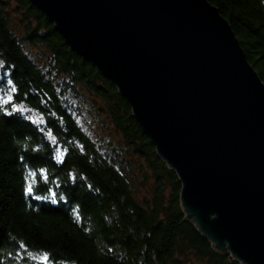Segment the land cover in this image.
<instances>
[{
	"label": "trees",
	"instance_id": "trees-1",
	"mask_svg": "<svg viewBox=\"0 0 264 264\" xmlns=\"http://www.w3.org/2000/svg\"><path fill=\"white\" fill-rule=\"evenodd\" d=\"M208 1L264 82V0ZM0 63V88L10 89L12 79L31 118L0 113V258L6 264H15L8 254L22 251L20 243L36 256L48 252L55 264H242L198 232L182 206L181 181L126 99L30 0H0ZM96 103L111 125L100 119L107 137H94L85 119L93 112L100 117ZM41 168L49 180L38 176L34 186L47 201L24 192L28 173ZM136 169L149 186L144 203L136 198ZM49 189L63 197L60 203L51 202Z\"/></svg>",
	"mask_w": 264,
	"mask_h": 264
},
{
	"label": "water",
	"instance_id": "water-1",
	"mask_svg": "<svg viewBox=\"0 0 264 264\" xmlns=\"http://www.w3.org/2000/svg\"><path fill=\"white\" fill-rule=\"evenodd\" d=\"M117 87L198 232L264 264V82L208 0H30Z\"/></svg>",
	"mask_w": 264,
	"mask_h": 264
},
{
	"label": "snow or ice",
	"instance_id": "snow-or-ice-1",
	"mask_svg": "<svg viewBox=\"0 0 264 264\" xmlns=\"http://www.w3.org/2000/svg\"><path fill=\"white\" fill-rule=\"evenodd\" d=\"M2 67H3V64L0 63V68ZM2 79L3 77H0V80ZM6 83L8 85H11V87L10 89L0 88V113H2L3 116H6V117H13L18 113L21 118L31 119L27 115L30 109L21 106L20 103H18L16 100L15 94L18 93V89L15 86L13 80L8 79ZM32 123L35 124L36 121H32ZM49 134L51 135V133ZM21 159H23V157H21ZM60 162H63V161L61 160ZM38 176L42 177L45 183H47L49 180L47 170L43 168L39 170V173L35 171H30L25 181L26 187L24 188V192L35 200L47 201L49 200V196H41L36 193L34 182H37ZM73 180H75L74 176H73ZM49 192L51 194L52 203L58 204L63 199V197L58 198V194L56 191L49 189ZM66 202L67 201H65V203ZM77 219H80L79 213H77ZM19 248L22 251H17L15 254L10 252L8 254V259L13 260L15 264H24L26 260H39L41 264H55L54 258H52L48 252H44L40 256L33 255L31 252L28 251V246L24 243H20ZM0 264H6V261L4 258H0Z\"/></svg>",
	"mask_w": 264,
	"mask_h": 264
},
{
	"label": "rangeland",
	"instance_id": "rangeland-1",
	"mask_svg": "<svg viewBox=\"0 0 264 264\" xmlns=\"http://www.w3.org/2000/svg\"><path fill=\"white\" fill-rule=\"evenodd\" d=\"M89 100L94 102L92 97H90ZM96 105H97L96 110H97V113L99 112L100 117L95 112H93L91 115H85V119L87 120V125L92 127V129H93L92 133H94V135H93L94 137H96V136L97 137L98 136H106L107 137L111 134L106 129H104V125L102 124V122L100 123V121H101L100 119H102L106 124H109L108 118L106 117V115H104L103 105H101L99 103H96ZM34 121L37 122V120H34ZM110 126L111 125L109 124V127ZM135 177H136V180H134V184L136 185V198H137L138 202L144 203L150 195L149 186L147 187L144 184V181L142 180L143 177L141 175H138L137 169L135 171ZM195 264H198V263L196 262Z\"/></svg>",
	"mask_w": 264,
	"mask_h": 264
}]
</instances>
